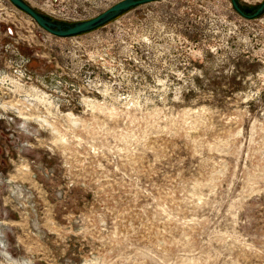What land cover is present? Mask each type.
<instances>
[{
  "label": "rangeland",
  "instance_id": "374dc122",
  "mask_svg": "<svg viewBox=\"0 0 264 264\" xmlns=\"http://www.w3.org/2000/svg\"><path fill=\"white\" fill-rule=\"evenodd\" d=\"M23 1L73 24L121 0ZM10 4L0 264H264V13L160 0L61 38Z\"/></svg>",
  "mask_w": 264,
  "mask_h": 264
},
{
  "label": "water",
  "instance_id": "95a60500",
  "mask_svg": "<svg viewBox=\"0 0 264 264\" xmlns=\"http://www.w3.org/2000/svg\"><path fill=\"white\" fill-rule=\"evenodd\" d=\"M17 10L32 19L38 27L56 37H74L98 29L124 12L139 5L156 2L160 0H121L97 16L74 24L59 23L35 11L23 0H8ZM233 9L243 17L254 19L264 13V2L252 12L249 8H240L236 0H231Z\"/></svg>",
  "mask_w": 264,
  "mask_h": 264
},
{
  "label": "built area",
  "instance_id": "2783aa9c",
  "mask_svg": "<svg viewBox=\"0 0 264 264\" xmlns=\"http://www.w3.org/2000/svg\"><path fill=\"white\" fill-rule=\"evenodd\" d=\"M62 12H63V11H62ZM62 20H64V21H62ZM70 20H73V19H70V18H69V15H67V14H62V17H61V21H60V22L65 23V21H70Z\"/></svg>",
  "mask_w": 264,
  "mask_h": 264
},
{
  "label": "bare ground",
  "instance_id": "6f19581e",
  "mask_svg": "<svg viewBox=\"0 0 264 264\" xmlns=\"http://www.w3.org/2000/svg\"><path fill=\"white\" fill-rule=\"evenodd\" d=\"M10 5H11L12 7H14L12 4H10ZM32 5H33V4H32ZM14 8H15V7H14ZM0 76H1V75H0ZM3 80H4V79H3ZM12 83H13V82H12ZM15 83H16V81H15ZM18 84H19V83H17V85H18ZM17 85H16V86H17ZM16 86H15V87H16ZM20 87H21V86H20ZM20 87H19V88H20ZM20 90H21V89H20ZM19 103H20V102H19ZM19 103H18V104H19ZM48 104H49V103H48ZM22 114H23V113H22ZM22 114H20L21 117H24V118H25V116H23ZM20 115H19V116H20ZM36 119H37V118H36ZM38 119H39V118H38ZM46 122H47V121H46ZM55 133H56V132H55ZM63 140H64V139H63ZM65 141H66V140H65ZM23 169H24V168H23ZM25 169H26V168H25ZM23 173H24V171H23ZM25 177H26V176H25ZM24 241H25V240H24ZM6 261H7V260H6ZM3 264H7V263H3ZM8 264H9V263H8ZM87 264H88V263H87Z\"/></svg>",
  "mask_w": 264,
  "mask_h": 264
},
{
  "label": "flooded vegetation",
  "instance_id": "af4514ba",
  "mask_svg": "<svg viewBox=\"0 0 264 264\" xmlns=\"http://www.w3.org/2000/svg\"><path fill=\"white\" fill-rule=\"evenodd\" d=\"M0 249H2V244L0 243ZM10 259H7V261L5 262V263H9V264H11V262L9 261ZM13 264V263H12ZM18 264V263H17Z\"/></svg>",
  "mask_w": 264,
  "mask_h": 264
},
{
  "label": "trees",
  "instance_id": "16d2710c",
  "mask_svg": "<svg viewBox=\"0 0 264 264\" xmlns=\"http://www.w3.org/2000/svg\"><path fill=\"white\" fill-rule=\"evenodd\" d=\"M240 6V8H242L243 9V7L241 6V5H239ZM252 10V9H251ZM252 12H253V10H252ZM125 13V12H124ZM60 23V22H59ZM74 24V23H73Z\"/></svg>",
  "mask_w": 264,
  "mask_h": 264
}]
</instances>
